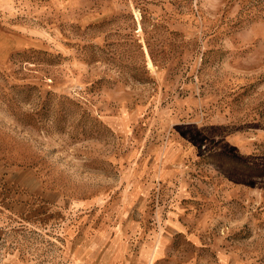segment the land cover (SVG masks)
Listing matches in <instances>:
<instances>
[{
  "label": "rangeland",
  "instance_id": "rangeland-1",
  "mask_svg": "<svg viewBox=\"0 0 264 264\" xmlns=\"http://www.w3.org/2000/svg\"><path fill=\"white\" fill-rule=\"evenodd\" d=\"M0 232V264H264V0H0Z\"/></svg>",
  "mask_w": 264,
  "mask_h": 264
},
{
  "label": "crops",
  "instance_id": "crops-1",
  "mask_svg": "<svg viewBox=\"0 0 264 264\" xmlns=\"http://www.w3.org/2000/svg\"><path fill=\"white\" fill-rule=\"evenodd\" d=\"M26 197L27 196L24 193L14 194L13 196H11V199L15 200L8 203V209L15 213H21L27 207V202H25Z\"/></svg>",
  "mask_w": 264,
  "mask_h": 264
},
{
  "label": "bare ground",
  "instance_id": "bare-ground-1",
  "mask_svg": "<svg viewBox=\"0 0 264 264\" xmlns=\"http://www.w3.org/2000/svg\"><path fill=\"white\" fill-rule=\"evenodd\" d=\"M149 65H151V63H149ZM150 68V67H149Z\"/></svg>",
  "mask_w": 264,
  "mask_h": 264
}]
</instances>
